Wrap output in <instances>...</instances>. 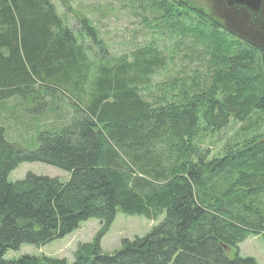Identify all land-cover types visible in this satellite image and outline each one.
Returning <instances> with one entry per match:
<instances>
[{
    "label": "trees",
    "instance_id": "trees-1",
    "mask_svg": "<svg viewBox=\"0 0 264 264\" xmlns=\"http://www.w3.org/2000/svg\"><path fill=\"white\" fill-rule=\"evenodd\" d=\"M144 1L175 49L198 62L154 86L167 65L154 43L110 57L87 20L74 34L49 0H0V111L9 101L31 110L45 97L57 102L46 113L62 120L41 131L23 113L34 120L30 149L12 143L0 122V264H68L4 256L61 240L89 219L100 228L71 264H257L226 251L264 238V53L182 0ZM229 118L258 126L211 157L195 139ZM22 163L54 167L68 180L27 174L8 182ZM117 213L163 219L104 254L100 241Z\"/></svg>",
    "mask_w": 264,
    "mask_h": 264
},
{
    "label": "rangeland",
    "instance_id": "rangeland-1",
    "mask_svg": "<svg viewBox=\"0 0 264 264\" xmlns=\"http://www.w3.org/2000/svg\"><path fill=\"white\" fill-rule=\"evenodd\" d=\"M49 1L54 5L56 14L74 34L82 30V22L87 20L97 32L98 38L102 41L103 47L110 57L117 58L122 55H129L130 51H133L137 47H144L154 43L162 53L161 55L166 57L167 65L165 71H158L156 76L151 80L150 86L166 80V78L178 71L185 70L188 72L198 63L197 61L189 63V56L187 58L186 55H182L175 49V41L169 40L168 32L162 27L159 14L151 9L149 2H145L144 0ZM182 1L188 3L192 8H200L202 11H206L207 14L217 18L219 25H226L222 23L223 20L220 19V14L214 10L210 0ZM230 31L234 35L237 34L235 30ZM152 91L153 88H150L147 91L144 90L141 94L144 97L148 95L146 100H149L150 94L147 93H151ZM60 101L65 103L63 99ZM13 103L9 101L6 103L8 109L0 111V122L5 128L6 137L22 149H30L36 145V133L35 129L32 128L34 120H30V117L23 113L29 111L34 116V119H39L40 125L38 129L41 131L44 130L42 128H47L45 126L48 123L56 125L62 121L55 120L53 116L46 113L47 109H56L57 102L48 100L45 97L41 101H38L32 109L30 108L31 110L19 109V107L13 109ZM63 105L60 104L57 107H59V110L63 109V117L68 116L67 119H69L71 115L70 111ZM44 116L47 118H44ZM257 126H254V118L244 123L236 122L229 118L226 127L217 130L216 133L208 135L207 132L200 133L195 139L196 144L203 150H207L208 148L211 157L217 156L229 139L232 140L237 137V139H240L241 135L238 136V134L241 131H246V129ZM257 131L264 132V123L259 125ZM27 174L51 179L55 178L62 183L68 180V175L65 172L41 163L19 164L8 175L7 180L11 183L20 181ZM162 219L163 217H160L156 221H149L141 216H126L117 213L107 233L100 241L101 252L111 254L119 249L120 243L123 240L132 241L134 238L144 237ZM99 228L100 224L98 220L89 219L82 222L77 230L61 240L54 241L43 247L22 245L17 251L6 252L4 258L8 260L17 259L22 256H45L54 259H64L68 264H71L74 261V253L77 246L90 243ZM226 255L229 259L237 255L241 258H252L257 264H264V238L261 235L256 237L249 236L237 246V252L228 249Z\"/></svg>",
    "mask_w": 264,
    "mask_h": 264
},
{
    "label": "flooded vegetation",
    "instance_id": "flooded-vegetation-1",
    "mask_svg": "<svg viewBox=\"0 0 264 264\" xmlns=\"http://www.w3.org/2000/svg\"><path fill=\"white\" fill-rule=\"evenodd\" d=\"M214 10L221 15L223 24L230 22L240 27L248 25V31L245 30L248 37L233 34L239 41H246L256 45L264 53V0H258L257 7L250 10L244 6L229 5L228 0H210ZM242 12V14L238 12ZM223 26L222 24H220ZM225 27V26H223ZM225 29V28H224ZM245 32V33H246Z\"/></svg>",
    "mask_w": 264,
    "mask_h": 264
},
{
    "label": "water",
    "instance_id": "water-1",
    "mask_svg": "<svg viewBox=\"0 0 264 264\" xmlns=\"http://www.w3.org/2000/svg\"><path fill=\"white\" fill-rule=\"evenodd\" d=\"M228 1H229V5L244 6L250 10H252V9L254 10L257 7V4L259 2L258 0H228ZM238 13L242 14V12H240V11ZM219 17H221V15H219ZM225 26H226L225 28L228 31L229 30H232V31L235 30V31H237L236 33L238 35L248 37V36H246V35H248V33L245 31V30L248 31V27H247L248 25L247 24L244 27H240L238 25L231 24L230 22H227V24Z\"/></svg>",
    "mask_w": 264,
    "mask_h": 264
}]
</instances>
